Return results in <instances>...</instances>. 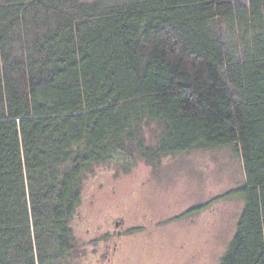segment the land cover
I'll return each mask as SVG.
<instances>
[{"label":"trees","instance_id":"1","mask_svg":"<svg viewBox=\"0 0 264 264\" xmlns=\"http://www.w3.org/2000/svg\"><path fill=\"white\" fill-rule=\"evenodd\" d=\"M223 148L218 264H264V0H0V264H76L94 168Z\"/></svg>","mask_w":264,"mask_h":264},{"label":"rangeland","instance_id":"2","mask_svg":"<svg viewBox=\"0 0 264 264\" xmlns=\"http://www.w3.org/2000/svg\"><path fill=\"white\" fill-rule=\"evenodd\" d=\"M131 163L104 164L86 175L72 222L75 263L218 264L242 208L229 195L243 181L234 151Z\"/></svg>","mask_w":264,"mask_h":264}]
</instances>
